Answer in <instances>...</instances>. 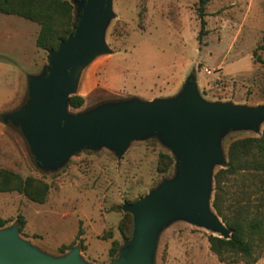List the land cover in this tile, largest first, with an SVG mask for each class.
Masks as SVG:
<instances>
[{"label": "rangeland", "instance_id": "1", "mask_svg": "<svg viewBox=\"0 0 264 264\" xmlns=\"http://www.w3.org/2000/svg\"><path fill=\"white\" fill-rule=\"evenodd\" d=\"M69 1L77 18L81 2ZM108 1L111 15L102 31L107 51L97 53L88 67L97 86L83 96L81 107H68L67 113L102 110L130 98L172 99L189 81L206 103L264 106V0H207L200 41L199 0ZM39 29L36 22L0 13V116L24 105L29 79L48 66L49 51L35 45ZM263 127L264 118L256 129L232 126L217 135L222 160L211 168L208 210L223 225L211 205L214 173L226 165L232 140L259 136ZM0 168L49 185L44 203L14 190L0 192V216L9 220L0 229L16 228L21 240L51 257L77 248L85 264H111L131 237L120 230L131 219L123 206L175 177L177 157L158 135L150 134L130 140L120 154L105 145L84 147L59 166L43 168L22 131L0 119ZM237 179L223 182L224 207L243 190L242 178ZM19 216L24 219L21 230ZM209 235L228 238L230 231L224 236L173 217L157 231L151 264H245L247 258L240 254L220 260L210 249ZM72 242L60 252L62 244ZM114 242L117 251L110 256ZM254 256L253 264H264V248H255Z\"/></svg>", "mask_w": 264, "mask_h": 264}, {"label": "water", "instance_id": "2", "mask_svg": "<svg viewBox=\"0 0 264 264\" xmlns=\"http://www.w3.org/2000/svg\"><path fill=\"white\" fill-rule=\"evenodd\" d=\"M73 33L49 51L48 66L29 79L28 97L17 111L0 119L24 134L34 159L54 168L84 147L108 146L122 153L129 141L158 135L177 157V173L123 208L132 216L130 239L111 264H151L156 234L169 219L181 216L219 231L229 229L208 210L212 165L222 160L217 135L227 127L256 129L264 106L206 103L189 81L170 99H126L89 113L69 114L79 70L100 52L103 27L110 17L108 0H79ZM72 249L63 257L43 254L18 237L16 228L0 229V264H85Z\"/></svg>", "mask_w": 264, "mask_h": 264}, {"label": "trees", "instance_id": "3", "mask_svg": "<svg viewBox=\"0 0 264 264\" xmlns=\"http://www.w3.org/2000/svg\"><path fill=\"white\" fill-rule=\"evenodd\" d=\"M206 1L199 0L198 17L201 28L198 41L205 33ZM0 13L16 15L39 24L35 45L45 51L56 49L60 41L73 33L77 22L73 4L69 0H0ZM262 49L264 50V44ZM261 61L264 63V59ZM83 103L84 98L81 95L72 94L68 98L70 107L79 108ZM227 157L226 165L214 173V194L211 205L229 229L230 236L224 238L209 235L208 242L211 251L222 261L227 259L229 254H240L247 258L245 264H253L256 261L254 249L264 248V127L259 136L232 140L227 148ZM230 177L233 180H238L237 177L242 178L243 190L240 191V196L224 207L223 182ZM13 190L36 203H44L49 185L37 178L31 176L23 178L14 171L0 168V192ZM8 222V219L0 216V228ZM18 223L21 230L24 224L22 216H19ZM132 229L131 216L129 221L122 222L120 230L123 236L129 237ZM73 244L74 242L62 244L59 247L60 252L70 249ZM116 251V242H114L109 255L114 256Z\"/></svg>", "mask_w": 264, "mask_h": 264}, {"label": "crops", "instance_id": "4", "mask_svg": "<svg viewBox=\"0 0 264 264\" xmlns=\"http://www.w3.org/2000/svg\"><path fill=\"white\" fill-rule=\"evenodd\" d=\"M90 62L91 60L79 70L75 86V94L84 96L97 86L98 81L96 80L94 73L91 71L92 68H90V70L88 68Z\"/></svg>", "mask_w": 264, "mask_h": 264}]
</instances>
